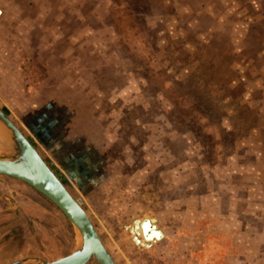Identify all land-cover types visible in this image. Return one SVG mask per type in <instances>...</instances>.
<instances>
[{
  "label": "rangeland",
  "instance_id": "obj_1",
  "mask_svg": "<svg viewBox=\"0 0 264 264\" xmlns=\"http://www.w3.org/2000/svg\"><path fill=\"white\" fill-rule=\"evenodd\" d=\"M0 107L118 264H264V0H0ZM0 179L54 215L0 195V264L78 247ZM139 219L162 231L147 247Z\"/></svg>",
  "mask_w": 264,
  "mask_h": 264
},
{
  "label": "water",
  "instance_id": "obj_2",
  "mask_svg": "<svg viewBox=\"0 0 264 264\" xmlns=\"http://www.w3.org/2000/svg\"><path fill=\"white\" fill-rule=\"evenodd\" d=\"M0 131L8 153H0V173L17 178L49 198L73 223L81 242L71 253L55 260L42 257L21 259L10 264H87L95 258L99 264H118L90 215L50 167L22 129L0 107Z\"/></svg>",
  "mask_w": 264,
  "mask_h": 264
},
{
  "label": "crops",
  "instance_id": "obj_3",
  "mask_svg": "<svg viewBox=\"0 0 264 264\" xmlns=\"http://www.w3.org/2000/svg\"><path fill=\"white\" fill-rule=\"evenodd\" d=\"M5 175V174H4ZM2 179H0L1 181ZM2 183V182H1ZM9 184V183H5ZM4 187H1L0 189V195H2V197H4L6 199V201L10 202V206L8 207L9 209H14V208H19V207H23L24 212L31 214L32 216H36V217H48V216H54L53 212L47 210L46 208L42 207L41 205H37L35 204V202H31L29 200V198L26 199H21L20 198H25L23 197L19 192H15V191H8L7 189H2ZM11 188V186H10ZM8 209V210H9ZM43 215V216H42ZM9 216V215H7ZM8 219L11 217H7ZM43 231V229H40ZM47 229L43 232H46ZM54 231L56 232V229H54ZM48 232V231H47ZM264 234V233H263ZM46 238H49V240L53 239L56 236H51V235H45ZM51 238V239H50ZM54 240V239H53Z\"/></svg>",
  "mask_w": 264,
  "mask_h": 264
},
{
  "label": "bare ground",
  "instance_id": "obj_4",
  "mask_svg": "<svg viewBox=\"0 0 264 264\" xmlns=\"http://www.w3.org/2000/svg\"><path fill=\"white\" fill-rule=\"evenodd\" d=\"M5 145L0 131V147ZM134 241L138 245L149 246L151 242L161 238V229L150 219H139L131 227Z\"/></svg>",
  "mask_w": 264,
  "mask_h": 264
}]
</instances>
